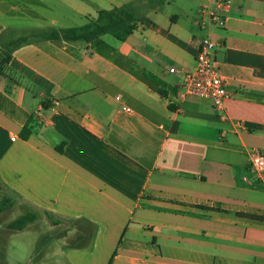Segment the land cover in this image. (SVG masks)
<instances>
[{
  "label": "crops",
  "instance_id": "0c3cea01",
  "mask_svg": "<svg viewBox=\"0 0 264 264\" xmlns=\"http://www.w3.org/2000/svg\"><path fill=\"white\" fill-rule=\"evenodd\" d=\"M131 1L0 0V35L28 39L0 73V200L12 201L0 215L68 223L46 236L68 264H264V222L237 215H264L248 167L250 148L264 154V0H230L222 27L196 24L203 0H179L180 13L161 0L122 39L43 38ZM205 36L223 111L181 96L169 70L192 67ZM71 230L90 251L64 242Z\"/></svg>",
  "mask_w": 264,
  "mask_h": 264
},
{
  "label": "trees",
  "instance_id": "16d2710c",
  "mask_svg": "<svg viewBox=\"0 0 264 264\" xmlns=\"http://www.w3.org/2000/svg\"><path fill=\"white\" fill-rule=\"evenodd\" d=\"M161 0H133L129 3L100 9L95 16H87L86 21L79 25L60 30H53L44 34L43 38L63 39L65 41H85L90 42L102 35L109 34L116 39H122L126 34L132 33L140 23L144 13L154 7ZM26 37L8 38L0 35V73L4 67L12 63V51L27 42ZM30 133L27 126L21 129V134L26 137ZM12 201L9 198L0 200V211L9 207ZM237 215L247 219L264 222V215L237 212ZM32 213L18 216L8 223L11 230H22L34 220Z\"/></svg>",
  "mask_w": 264,
  "mask_h": 264
},
{
  "label": "built area",
  "instance_id": "2783aa9c",
  "mask_svg": "<svg viewBox=\"0 0 264 264\" xmlns=\"http://www.w3.org/2000/svg\"><path fill=\"white\" fill-rule=\"evenodd\" d=\"M230 6V0H203L198 10L196 24L200 28L222 27L225 22V12ZM215 42L209 36L203 37L195 55V63L190 68H170L171 72L182 76L181 96H195L208 98L217 111H223L225 100L229 93L226 89V80L219 73L214 55ZM119 99V96L115 97ZM130 111L127 106L122 107ZM242 127V122L234 123ZM15 136L11 137L14 140ZM248 167L257 179L264 178V154L258 148L249 150Z\"/></svg>",
  "mask_w": 264,
  "mask_h": 264
},
{
  "label": "rangeland",
  "instance_id": "374dc122",
  "mask_svg": "<svg viewBox=\"0 0 264 264\" xmlns=\"http://www.w3.org/2000/svg\"><path fill=\"white\" fill-rule=\"evenodd\" d=\"M164 8L168 12L180 13L179 0H168ZM194 9V4L190 3L188 11L193 12ZM78 23H80L79 20H77V24ZM22 25L28 26L30 24ZM20 214L21 210L19 208H14L0 215V264H68L66 256L63 253L64 248L61 246L60 242L52 241V243H49L46 238L48 234L57 238L67 234V229L69 227L68 223L64 221L51 231H48V227L42 222H49L46 217H44L42 221L35 220L33 224L29 225V227H27V225L22 230H11L2 226V224L13 220ZM92 234L94 235V232ZM75 236L76 233L71 230V233L64 242L75 244L77 247L80 245L77 248L80 251L87 252L91 250L92 239L90 237L76 240Z\"/></svg>",
  "mask_w": 264,
  "mask_h": 264
}]
</instances>
